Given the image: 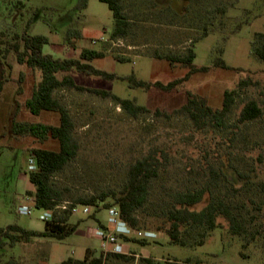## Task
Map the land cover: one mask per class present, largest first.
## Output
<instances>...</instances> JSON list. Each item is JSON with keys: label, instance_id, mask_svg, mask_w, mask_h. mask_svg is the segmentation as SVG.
Returning a JSON list of instances; mask_svg holds the SVG:
<instances>
[{"label": "rangeland", "instance_id": "1", "mask_svg": "<svg viewBox=\"0 0 264 264\" xmlns=\"http://www.w3.org/2000/svg\"><path fill=\"white\" fill-rule=\"evenodd\" d=\"M9 0L0 4L6 9ZM39 9L28 33H41L49 43L43 52L59 58H78L83 48L104 53L91 64L118 76L133 73L146 81L167 83L187 72L180 63L157 58L155 53L182 55L194 43L196 72L169 91L156 87L131 88L121 79L104 80L95 75L71 70L75 82L84 87L109 90L121 98L133 99L150 110L171 112L186 102L187 92L206 100L212 108H220L224 90L233 91L234 104L222 130L207 126L198 130L186 116L171 118L142 114L131 117L110 98L87 92L60 88L55 96L68 110L79 143L76 160L56 180L71 188L67 200L93 194L107 188H119L129 164L157 148L169 155L165 169L151 183L146 206L137 211L139 229L155 233L141 245L119 239L110 249L139 257L130 260L110 259L107 264H142L140 256L160 262L190 264H264V62L252 55L264 38V0H122L123 12L130 20L127 36L111 38L112 13L99 0H33ZM31 4V2L26 5ZM34 6V5H33ZM222 8L225 12L220 13ZM28 17V16H26ZM208 24L207 35L203 25ZM127 59L117 61L116 58ZM217 58L230 68L214 66ZM5 72L0 89V227L17 224L23 228L44 230L45 212L24 200L32 185L28 181V157L36 146L56 148L48 140L38 144L30 137L14 136L10 119L56 125L57 114L41 112L31 115L24 107L32 83L39 72L12 61L3 65ZM24 73L22 92L17 79ZM60 76V74H59ZM241 81H244L241 83ZM245 83V84H244ZM257 101L262 110L259 119L233 127L243 103ZM219 172V180L203 199L191 209L200 210L211 198L224 201L236 215L242 234L235 235L227 221L216 218L214 230L193 228L183 231L184 245L173 244L162 229L165 210L177 191L198 188L209 178V167ZM22 203L31 205L29 215L18 213ZM94 210V209H93ZM95 217L108 225V214L101 207ZM80 222L74 233L57 240L36 237L28 243L4 245L0 260L14 258L17 264H56L65 257L82 259L85 247L95 253L102 241L95 234L98 223L92 216H70L68 223Z\"/></svg>", "mask_w": 264, "mask_h": 264}, {"label": "trees", "instance_id": "2", "mask_svg": "<svg viewBox=\"0 0 264 264\" xmlns=\"http://www.w3.org/2000/svg\"><path fill=\"white\" fill-rule=\"evenodd\" d=\"M107 5L112 13L113 27L110 33L111 38H121L128 35L130 31V20L123 12L122 0H99ZM86 6V0H82V7ZM220 13L225 12L222 8ZM208 32V24L203 25V35ZM257 37L264 38V32L257 33ZM186 48L182 55H164L155 53L157 58H163L173 65L180 63L187 68L183 77L162 83L160 81H146L137 78L133 73L128 76H118L113 72L99 69L91 64L94 59L104 57V53L89 48H83L78 58H59L51 54L44 53L43 47L49 43L46 35L37 33L25 37L24 47L16 45L14 47L17 62L25 65L31 71L39 72V79L34 81L31 91L24 100V107L31 115L38 116L41 112H52L57 114L58 123L56 125L42 122H29L28 120H16L15 112H12L10 119V132L14 136L30 137L38 144H43L48 140L56 143V148H46L36 146L30 149L36 162L35 169L28 170L27 178L32 189L27 194L34 200V208L51 210L61 201L67 200L66 195L71 192V188L62 185L58 180L62 172L76 160L79 151V143L74 136V124L66 107L55 96V91L60 88L87 92L91 95L102 98H110L119 104L123 110L131 117L142 114H152L155 117L171 118L172 116H186L198 130L207 126L222 130L227 126L228 114L234 104L233 91L224 90L220 108H212L206 100L190 92L186 94V102L179 108L167 112L161 109L150 110L148 107L137 104L133 99L121 98L109 90L90 88L79 85L75 82L71 70H75L87 75H95L104 80L121 79L126 81L131 88L149 89L156 87L162 91L173 89L178 83L187 80L196 72L207 71L206 66L197 67L193 64L195 59L194 43ZM252 55L259 61L264 62V43L260 47L252 48ZM117 61H127L117 57ZM214 66L219 68L230 67L220 58L214 62ZM60 74V76H59ZM24 80V73L20 72L17 79V91L22 92L21 84ZM244 81H241L243 83ZM245 84V83H244ZM2 82H0L1 89ZM262 110L254 99H249L243 103L238 115L235 118L233 127L248 121L259 119ZM169 161V155L160 149L152 148L145 155L137 158L127 167L125 178L119 188H107L98 193L76 196L72 203L86 204L94 207L93 212L101 207H116L120 211L121 218L133 228H138L139 218L136 214L138 210L144 208L149 201L151 183L159 177L160 171L165 169ZM209 178L198 188H188L185 191H177L171 196L168 208L165 210V219L162 221V229L168 235L169 241L173 244L184 245L181 239L183 231L193 228H203L214 230L217 227L216 218L222 216L228 223L229 229L235 235H241L242 229L238 225L236 215L229 209L228 205L219 199L211 198L207 205L200 210H193L191 207L203 199L206 193L212 195V188L219 180V172L212 166L209 167ZM95 218V214H89ZM69 214L67 211H54L51 218L44 221V230H32L20 227L17 224H10L0 227V249L4 245L14 246L17 243H28L36 237H51L62 240L75 232L80 222L68 223ZM98 227L107 229L101 222ZM139 229V228H138ZM119 239L132 241L141 245L146 244L145 238L127 237L118 235ZM0 252V257H2ZM133 256L123 253L108 252L103 254L86 253L82 259L71 256L61 260L56 264H107L110 259L130 260ZM142 264H190L186 262H160L152 257L140 256ZM0 264H17V260L9 258L0 260Z\"/></svg>", "mask_w": 264, "mask_h": 264}, {"label": "built area", "instance_id": "3", "mask_svg": "<svg viewBox=\"0 0 264 264\" xmlns=\"http://www.w3.org/2000/svg\"><path fill=\"white\" fill-rule=\"evenodd\" d=\"M28 170L35 169L36 162L32 155L28 157L27 162ZM24 200L27 202H30L32 205L34 203V200L32 196H24ZM34 206V205H33ZM94 209L93 206L86 205V204H77L72 203L70 201L64 200L59 202L54 206V209L51 210H44L45 214L42 217V219L48 220L51 218V215L54 211H58V213L62 211H67L69 216H88L91 214L92 210ZM18 213L23 215H29L31 212V205L29 203L25 204L22 203L17 209ZM107 214H108V225L110 228L104 229L101 227H97L95 234L101 239L102 241V252L103 254H106L108 252H114L119 253V249L117 246H115L114 249H110V245L114 244L118 240V235L127 236V237H136V238H154L155 233L133 228L130 226L127 222H125L120 215V211L116 207H108L106 208Z\"/></svg>", "mask_w": 264, "mask_h": 264}, {"label": "flooded vegetation", "instance_id": "4", "mask_svg": "<svg viewBox=\"0 0 264 264\" xmlns=\"http://www.w3.org/2000/svg\"><path fill=\"white\" fill-rule=\"evenodd\" d=\"M3 2L4 0H0V4ZM29 2L31 4L26 5ZM32 2L33 0H9L6 9L0 10L1 78L5 74L3 65L7 62H17L14 47L18 45L23 48L25 37L37 34L28 33L31 24L39 13V9Z\"/></svg>", "mask_w": 264, "mask_h": 264}, {"label": "crops", "instance_id": "5", "mask_svg": "<svg viewBox=\"0 0 264 264\" xmlns=\"http://www.w3.org/2000/svg\"><path fill=\"white\" fill-rule=\"evenodd\" d=\"M82 217L84 218V216H81L80 218H82ZM95 220H96L97 223H98V222H101V224H103L102 221H101L99 218L95 217ZM103 225H104L105 227L110 228L109 225H107V224H103ZM29 229H30V228H29ZM32 230H34V229H32ZM101 250H102V249H101ZM93 252H94V251H93L90 247H85L83 257L85 256L86 253H93ZM94 253H95V252H94ZM95 254H97V253H95ZM134 256H135V257H139V254L135 252V253H134ZM65 258H67V257H65ZM65 258H64V259H65ZM62 260H63V259H62Z\"/></svg>", "mask_w": 264, "mask_h": 264}, {"label": "water", "instance_id": "6", "mask_svg": "<svg viewBox=\"0 0 264 264\" xmlns=\"http://www.w3.org/2000/svg\"><path fill=\"white\" fill-rule=\"evenodd\" d=\"M0 80H1V64H0Z\"/></svg>", "mask_w": 264, "mask_h": 264}]
</instances>
